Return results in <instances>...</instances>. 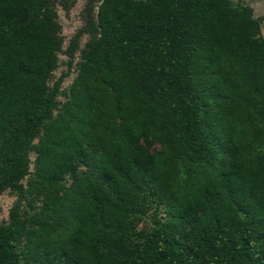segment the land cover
<instances>
[{
  "label": "trees",
  "instance_id": "obj_1",
  "mask_svg": "<svg viewBox=\"0 0 264 264\" xmlns=\"http://www.w3.org/2000/svg\"><path fill=\"white\" fill-rule=\"evenodd\" d=\"M75 2L0 0V194L17 195L0 264H264L252 8L84 0L63 49L58 7ZM60 52L68 66L80 55L63 102L62 77L49 85ZM147 213L152 226L138 228Z\"/></svg>",
  "mask_w": 264,
  "mask_h": 264
},
{
  "label": "rangeland",
  "instance_id": "obj_2",
  "mask_svg": "<svg viewBox=\"0 0 264 264\" xmlns=\"http://www.w3.org/2000/svg\"><path fill=\"white\" fill-rule=\"evenodd\" d=\"M235 1V0H234ZM252 8L253 16L260 20V34L264 37V0H243ZM84 6V0H76L75 4L68 10L65 11L61 7H58V21L61 25V34L63 36V49L68 44L70 38L74 35L75 31L82 25V9ZM87 39L84 35L79 40L80 47L83 46ZM68 57L60 52L58 54L57 67L52 71L49 79V85L59 78L62 80L59 84V95L57 99L61 102L65 100V95L68 91L69 85L72 83L73 78L77 73V69L80 62L79 52L74 56L71 66L67 63ZM37 141V140H35ZM141 145L148 149L150 152L157 151L160 149V145L149 135L144 134L140 141ZM34 153H29L30 159V170L33 169ZM22 183L26 185L27 178L22 180ZM17 200V195L10 189L4 190L0 194V224L6 223L9 219V211ZM152 226L151 214L147 213L139 222L137 227L140 229H149Z\"/></svg>",
  "mask_w": 264,
  "mask_h": 264
}]
</instances>
